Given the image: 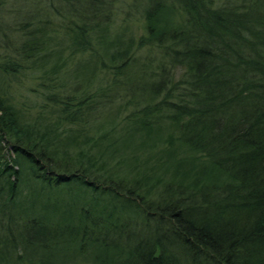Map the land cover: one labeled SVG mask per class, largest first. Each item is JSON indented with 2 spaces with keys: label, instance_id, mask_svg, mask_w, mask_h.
<instances>
[{
  "label": "trees",
  "instance_id": "trees-1",
  "mask_svg": "<svg viewBox=\"0 0 264 264\" xmlns=\"http://www.w3.org/2000/svg\"><path fill=\"white\" fill-rule=\"evenodd\" d=\"M7 1L0 262L264 264V0H129L123 14L139 15L142 35L111 51L100 29L126 0H20L25 9L11 17ZM56 17L72 35V55L107 45L100 69L111 74L108 86L79 93L72 88L80 84L43 69ZM29 70L40 72L35 93L55 116L43 126L42 112L32 118L8 93ZM113 90L131 133L162 121L174 130L183 154H168L170 167L157 158L169 177H129L105 165L108 132L87 134L86 123Z\"/></svg>",
  "mask_w": 264,
  "mask_h": 264
},
{
  "label": "rangeland",
  "instance_id": "rangeland-1",
  "mask_svg": "<svg viewBox=\"0 0 264 264\" xmlns=\"http://www.w3.org/2000/svg\"><path fill=\"white\" fill-rule=\"evenodd\" d=\"M34 1L40 2V0ZM50 1H53L52 5H57V7H62L66 3H63V0ZM128 1L126 0L124 3L120 1L118 3L119 5L115 7V12L110 16L109 21H107V24L105 23L102 26L103 28L100 29V33L105 39L103 41L108 44L110 51L112 50L111 47H114L112 45L113 42L119 43L122 41L123 44L130 45L131 39L134 36L138 37L142 35V26L138 20L139 15L136 14L128 18V16L123 14L124 8L127 7L125 3ZM140 2H143V0H136V3ZM19 4L20 0H8L3 8L5 14L9 13V17H11V11H14L15 14L17 10L25 9V7L20 8ZM133 13H136V11ZM53 23L49 29H53L52 31L54 32H51L49 39H47L50 44V53L46 55L48 58L43 62V69L49 70L53 68L56 72L55 80L67 84H80L79 87L72 88L77 91L79 90V93L82 91L86 93H97L102 88L108 86L111 74L105 69H100L101 53L104 52L103 48H106L107 45H99L98 50L94 46L95 50L90 49L89 51L72 55L70 47L71 33L67 28H64L65 23L61 21L59 23L57 17L53 20ZM149 53L150 50L148 48H143V50L138 52V55L144 57V55ZM41 61L39 62L40 65L42 63ZM37 68L39 71L42 70L39 67ZM39 71L29 70L24 72V75L18 76L16 80L10 81V85H12L8 90L11 96L10 100L16 107H19L25 112H29L32 118L37 116L38 112H42L44 117L48 118L52 116L54 118V114L48 111L50 109H42L43 100L35 93V89L38 86L36 77L40 74ZM120 93V91L116 90L110 92L111 104L106 106L101 113L96 114L92 120L86 123V126L89 128L87 134L108 132L109 137L105 142L108 145L102 146L104 150L102 155L106 159L105 165L115 171L117 170V173L119 172L121 175L123 173L125 175L128 174L127 176L129 177L134 175L138 178L139 175H136L138 171L140 172L139 174H145L146 176L162 173L164 176L169 177L168 174H170V171L165 173L166 167L161 166L159 168L157 158L167 156L166 163L170 167L171 158L175 160L177 153L183 154L182 146L174 138V130H172L167 122L162 121L158 126H152L153 128L149 129V131L136 130L131 133L132 129L128 128L129 125L126 121L124 122L125 107L118 99ZM44 117L40 119L42 126L47 124L49 120V118L46 119ZM62 130L61 127L58 129L59 132ZM67 132L74 133L75 129H68ZM63 135L66 134L63 133ZM170 135L172 136L171 143L173 145L169 146L166 143ZM64 142L66 141L64 140ZM172 147L173 149L170 153ZM72 150L74 148L71 147ZM168 154H172V157L170 158ZM94 155L97 156L96 154ZM159 186L156 185L155 187ZM156 192L154 193L155 196L157 195ZM11 258H14V255ZM0 260L7 261L2 258ZM1 262L0 264H2Z\"/></svg>",
  "mask_w": 264,
  "mask_h": 264
}]
</instances>
